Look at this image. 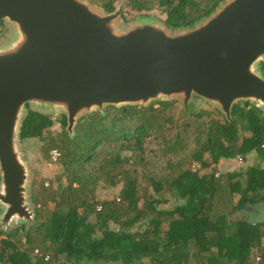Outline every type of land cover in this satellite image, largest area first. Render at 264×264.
I'll return each instance as SVG.
<instances>
[{"label": "trees", "instance_id": "trees-1", "mask_svg": "<svg viewBox=\"0 0 264 264\" xmlns=\"http://www.w3.org/2000/svg\"><path fill=\"white\" fill-rule=\"evenodd\" d=\"M92 1L105 11L115 9L113 0ZM222 1L128 0V6L148 11L158 5L167 14V25L179 28L194 25ZM175 107L174 100L110 106L105 116L97 112L83 118L76 125V137L66 130L52 137L50 115L29 109L21 138H38L44 159L59 161L70 183H60L56 190L41 181L34 183L31 203L36 206V222L0 231V264H81L86 260L143 264L145 258L150 264H264V221L229 217L245 207L259 210L264 204V110L249 101L237 103L231 122L215 110L197 109L193 104L176 118ZM62 122L66 127L67 118ZM147 143L157 146L152 161L147 157ZM53 150L60 153L56 160ZM121 150L131 151L136 159L121 156ZM253 151L258 162L242 172L216 176L214 167L209 174H199L222 158L248 161ZM93 162L89 172L87 165ZM127 162L135 167L134 174L124 166ZM192 162L200 167L192 170ZM119 166L124 169L118 171ZM160 170L169 174L155 176ZM97 179L111 186L123 182L120 195L102 202L90 200L94 189L90 184ZM144 180L147 185L141 183ZM148 184L164 197L156 198ZM87 186L90 192L85 196ZM166 194L185 202L162 208L160 204L169 200ZM236 194L240 197L234 202ZM50 201L55 206L45 214ZM111 223L119 228H111ZM137 224L144 228L133 230ZM22 235L25 248L19 243ZM256 248L261 252L259 259L253 257Z\"/></svg>", "mask_w": 264, "mask_h": 264}, {"label": "water", "instance_id": "water-1", "mask_svg": "<svg viewBox=\"0 0 264 264\" xmlns=\"http://www.w3.org/2000/svg\"><path fill=\"white\" fill-rule=\"evenodd\" d=\"M124 6L0 0V23L11 29L0 41V230L14 219L35 223L20 135L29 109L65 115L70 134L80 116L107 106L179 98L186 109L198 96L231 122L237 103L264 110V0H224L179 28L151 18L126 24Z\"/></svg>", "mask_w": 264, "mask_h": 264}, {"label": "rangeland", "instance_id": "rangeland-1", "mask_svg": "<svg viewBox=\"0 0 264 264\" xmlns=\"http://www.w3.org/2000/svg\"><path fill=\"white\" fill-rule=\"evenodd\" d=\"M95 6L99 7L100 9H103L99 4L94 3L92 0H90ZM123 0H113V3L115 4V6H118L122 3ZM122 19L123 21L128 24L131 22L136 21L137 19L140 18H151L157 21H160L162 23L166 22L167 19V14L158 7V5H156L153 9L151 10H142V11H136V10H132L129 6H128V0H125V6H124V11H123V15H122ZM3 32V33H2ZM11 32V29L5 24L3 23V27H0V41H2L3 39L7 38V36L9 35V33ZM176 101V107H175V117L178 118L181 113L184 111V104L183 102L179 99V98H174L171 100H165V101ZM189 104H193L194 108H203V109H207V110H215L218 113L223 114V112L216 106L210 104L209 102H207L206 100H203L202 98L198 97V96H194ZM110 106H107L104 108L103 111H100L99 109L93 110L91 113H85L82 116L79 117L78 119V123H81L83 121V118L87 117L90 114L93 113H97L100 112L101 114H103L104 116L107 114L106 110L107 108ZM49 115H50V120H51V127H50V134H52V137L54 136H58L59 134H62L63 131H67L66 127L63 126V122L62 119L65 117V115L59 113V112H54V111H48ZM224 115V114H223ZM217 116L219 117V115L217 114ZM225 116V115H224ZM222 117V116H220ZM76 124V125H77ZM74 127V132L72 134L69 135L72 137H76V135H78L77 132H79V129L76 127ZM76 128V129H75ZM22 147L21 149H23V152L25 153V156L27 158L28 161V167H29V173H28V179L26 182V191H27V199H29L30 203H31V198H32V189L35 187V184H44L45 186H52L53 188H55V190L57 189V186L60 185V183H62L64 186H67L70 183V175L69 174H64L63 173V168L61 166V164L59 163V161H51V160H45L44 159V153L41 151V145L42 142H40V140L38 138H31V139H23L22 141ZM155 148H157V146L154 143H147L146 144V153H147V157L150 161L153 160L152 155L155 152ZM121 156H125V157H130L131 160L136 159V155H132V152L129 150H121L120 152ZM209 156L208 153L205 154V158H207ZM249 160L248 161H244L241 157H235V158H222L219 163L216 165H212L211 167H206V168H202L201 170H199V174L200 175H204V174H209L212 172V169L214 167H216V171L215 174L216 176H221L222 174L226 173V172H231V171H237V172H242L243 170H245L248 166L253 165L254 163L258 162V157H257V153L255 151L251 152L248 155ZM101 163V162H100ZM94 165L93 163H90L89 165H87V170L89 172H91V168ZM97 166H100L97 163ZM125 167L130 168V171L132 172V174L135 173V167H132L128 162L124 164ZM192 170H196L200 167V163L199 162H192ZM124 169V167H120L118 171ZM139 171L141 169H138ZM169 174V172L167 170H163V171H158L157 175L155 176H160V177H166ZM89 176V175H86ZM37 181V182H36ZM41 181V182H40ZM40 182V183H39ZM143 185H147V181H142L141 182ZM34 185V186H33ZM74 187H78L77 183L73 184ZM91 186L94 187V189L91 192V196L90 195V200H99L100 202L104 201V200H109V199H115L116 197H118L120 195L121 189H122V185L123 182L116 184L114 186H111L110 184H108L107 182H104L100 179H97V181L95 183L90 184ZM148 188H149V192L153 193L155 195L156 198H162L164 196H159L158 194L155 193V188L153 187L152 184H148ZM90 192V187L87 186V191L85 192V196H87V194ZM87 193V194H86ZM89 196V195H88ZM166 198H168L169 200L165 203L160 204V207L162 208H171L176 204H181L185 202V199H180L177 196H172L171 194H166L165 195ZM240 197L239 194H236L234 196V202H237L238 198ZM32 209L34 210V221L36 222V206H34L32 203ZM55 204L53 203V201L49 203L48 206H46L45 208V214L48 212L50 213V210H52L54 208ZM99 207V204H98ZM260 208L263 210L264 206L261 205ZM258 211L257 208H248L245 207L242 210H239L237 212H235L234 214L230 215V219H235V218H244V219H250L253 221H256L259 218H264L263 215H259L257 217L252 216L254 211ZM261 210V211H262ZM1 211V208H0ZM44 212V211H43ZM24 223V220H19V219H14L13 222L11 223L9 228L3 229L6 231H9L11 229H15L18 228L20 226H22ZM111 228H119L118 225H116L115 223H111ZM163 227L166 228L167 225L164 223ZM144 228V224H137L133 230H137V229H143ZM98 233H100L98 231ZM97 233V235H98ZM5 234H1L2 238H5ZM25 236H21L20 237V241L19 243L21 244V246L23 248H25ZM254 253H253V257L256 256V259H259L260 257V251L258 250V248L254 249ZM95 262H97L98 264H118V262H107L106 260H101V261H97L94 260ZM73 264V263H72ZM143 264H150L149 258H145L144 259V263Z\"/></svg>", "mask_w": 264, "mask_h": 264}, {"label": "built area", "instance_id": "built-area-1", "mask_svg": "<svg viewBox=\"0 0 264 264\" xmlns=\"http://www.w3.org/2000/svg\"><path fill=\"white\" fill-rule=\"evenodd\" d=\"M51 155H52V159L56 160L59 157L60 153L57 150H53L51 152Z\"/></svg>", "mask_w": 264, "mask_h": 264}, {"label": "flooded vegetation", "instance_id": "flooded-vegetation-1", "mask_svg": "<svg viewBox=\"0 0 264 264\" xmlns=\"http://www.w3.org/2000/svg\"><path fill=\"white\" fill-rule=\"evenodd\" d=\"M259 215H264V210H262V211H261V209H259L258 211L256 210V211L253 212V215L252 216L257 217Z\"/></svg>", "mask_w": 264, "mask_h": 264}, {"label": "clouds", "instance_id": "clouds-1", "mask_svg": "<svg viewBox=\"0 0 264 264\" xmlns=\"http://www.w3.org/2000/svg\"><path fill=\"white\" fill-rule=\"evenodd\" d=\"M45 115H49V114H45ZM65 118H66V116H65ZM67 126V125H66ZM34 205V204H33ZM100 208V206L98 207V209ZM1 231V230H0ZM2 231H6V230H2Z\"/></svg>", "mask_w": 264, "mask_h": 264}]
</instances>
